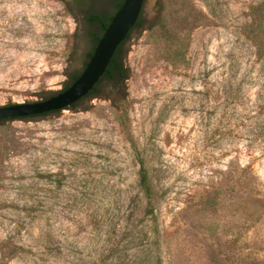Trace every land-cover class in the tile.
I'll return each instance as SVG.
<instances>
[{"label": "rangeland", "instance_id": "rangeland-1", "mask_svg": "<svg viewBox=\"0 0 264 264\" xmlns=\"http://www.w3.org/2000/svg\"><path fill=\"white\" fill-rule=\"evenodd\" d=\"M116 8L0 0V106L67 87ZM123 51L124 84L0 125V264H150L137 154L162 264H264V0H148Z\"/></svg>", "mask_w": 264, "mask_h": 264}, {"label": "water", "instance_id": "water-1", "mask_svg": "<svg viewBox=\"0 0 264 264\" xmlns=\"http://www.w3.org/2000/svg\"><path fill=\"white\" fill-rule=\"evenodd\" d=\"M147 4L148 0H122L79 75L67 87L40 100L0 106V121L11 119L0 125L27 122L38 116L49 119L71 111L93 96L97 91L86 95L95 88L106 72L118 46L125 43L127 37L138 28L135 27L137 20L141 17V23L143 22ZM103 82L104 80L98 85L97 90ZM75 102L77 103L73 105ZM44 113L48 114L42 115Z\"/></svg>", "mask_w": 264, "mask_h": 264}, {"label": "trees", "instance_id": "trees-1", "mask_svg": "<svg viewBox=\"0 0 264 264\" xmlns=\"http://www.w3.org/2000/svg\"><path fill=\"white\" fill-rule=\"evenodd\" d=\"M121 2H122V0H120L118 2L117 8L121 5ZM111 17H112V14L106 15L103 13H90L88 15L87 20L89 22H91L92 24H95L98 27V29L100 30V33L99 34H93L92 32L90 33L91 36L93 35L92 41L94 43V46L91 50H89L86 53V61H88V59L92 55L93 49H94L95 45L97 44L99 37L104 32L105 27L108 25ZM140 25H141V17L137 20L135 27H139ZM128 38H129V36L127 37V39ZM123 44L124 43H121L118 46L117 50L115 51L109 65L107 67L106 72L103 74V76L101 77L99 82L96 84L95 88L93 90H91L89 92V94H87L86 96H89V95L95 93L97 91L98 85L103 80H108V81L116 82L119 84H124V82L128 79V77H129L128 76V69L125 66L124 60H123V55H124ZM78 75H79V72L73 74L72 75V81ZM123 98H124L123 96L119 95L117 102L118 103L121 102V100ZM117 102L115 103L116 106H120V105H117L118 104ZM76 103L77 102H75L73 105H75ZM52 112H54V111H52ZM48 113H51V112H48ZM48 113H44L42 115H45ZM262 115H264V83L262 84ZM8 120H11V119L10 118L4 119V120L0 121V123L8 121ZM262 145L264 148V117L263 116H262ZM137 156H138V161L140 163L139 179H138L137 185H138L139 189L143 192L145 198L147 199V204H146L147 206H146L145 211H144V216L149 217V220L151 222V225H146V227H148V231H150V235H151L150 248L147 249L149 251L147 253L149 254L150 258H152V254H154L153 261H151L150 264H162V258L160 256V254L156 251L160 245V236H159L160 235V229H159V220H158V217L156 214V195H157V192H156V187L154 184V172H153L152 167H150V165H148V163L146 162L144 157H142L140 154H137ZM138 239H141L140 235H138ZM87 264H100V258H97V259L91 261V263H87ZM137 264H145V263H144L143 259H139Z\"/></svg>", "mask_w": 264, "mask_h": 264}, {"label": "flooded vegetation", "instance_id": "flooded-vegetation-1", "mask_svg": "<svg viewBox=\"0 0 264 264\" xmlns=\"http://www.w3.org/2000/svg\"><path fill=\"white\" fill-rule=\"evenodd\" d=\"M86 1L87 0H71V4L72 5H75V6H82V5H85L86 4ZM120 0H115V7L117 6V4H118V2H119ZM90 13H98V12H95V11H92V10H88L87 11V13L85 14V22L88 24V25H90V26H94L95 24H92L91 22H89L88 20H87V17H88V15L90 14ZM96 26V25H95ZM135 28V27H134ZM93 34H95V32H92ZM92 38H93V35L92 36H90V41H92Z\"/></svg>", "mask_w": 264, "mask_h": 264}]
</instances>
